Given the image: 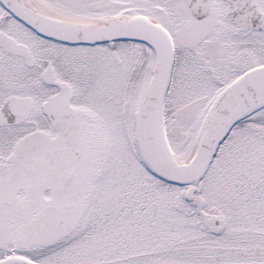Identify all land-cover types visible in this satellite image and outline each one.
<instances>
[{
	"label": "snow or ice",
	"instance_id": "snow-or-ice-1",
	"mask_svg": "<svg viewBox=\"0 0 264 264\" xmlns=\"http://www.w3.org/2000/svg\"><path fill=\"white\" fill-rule=\"evenodd\" d=\"M0 264H264V0H0Z\"/></svg>",
	"mask_w": 264,
	"mask_h": 264
}]
</instances>
